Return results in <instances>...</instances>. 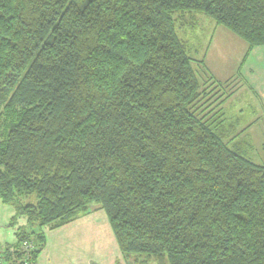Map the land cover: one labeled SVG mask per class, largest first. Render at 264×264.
I'll return each mask as SVG.
<instances>
[{"label":"trees","instance_id":"16d2710c","mask_svg":"<svg viewBox=\"0 0 264 264\" xmlns=\"http://www.w3.org/2000/svg\"><path fill=\"white\" fill-rule=\"evenodd\" d=\"M203 15L264 46V0H0L3 264L93 205L136 264H264V166L197 114L215 88L178 30Z\"/></svg>","mask_w":264,"mask_h":264},{"label":"rangeland","instance_id":"374dc122","mask_svg":"<svg viewBox=\"0 0 264 264\" xmlns=\"http://www.w3.org/2000/svg\"><path fill=\"white\" fill-rule=\"evenodd\" d=\"M183 22H185L184 25H181L178 31H180V37L188 41V49L194 61V69L197 75L206 83V86L210 87L209 92L215 88L214 92L208 96L212 97L209 109L206 108L208 104H204L207 101L205 99L198 104L197 114L202 117L210 110L211 113L206 116L207 119L211 117L212 120H215V124L222 122L227 132L229 145L232 142L244 141L249 138L251 133L256 144L259 145V142L264 140V123H262V119H259L257 123H252L255 121V115L251 116L252 110L246 107L249 104L254 106L256 101L253 99L251 92L237 79L239 66L244 64L250 54L248 50L245 51L242 48L246 43L228 29L216 24L204 15L194 19L186 17ZM232 75L235 76L234 80L229 87H226L228 82H224L222 79L229 78ZM219 80L222 81L221 84ZM217 91L218 93L215 94ZM227 95L228 97H226ZM223 99L226 101V108L224 109H222ZM240 108H243L244 111L239 112ZM223 111H226V113L223 114ZM237 118H241L239 124H235ZM249 124H251L249 129L244 130L243 127ZM230 125H234V128H230ZM249 151L245 153L248 159ZM250 160H255L257 163L264 165V152L261 150L253 154L250 156ZM13 215L14 209L12 206L0 204V245L16 242L17 239L14 234L19 227L25 225V220L20 219L15 227L9 226ZM74 226H80L78 227L80 231L75 234L74 238V243L78 246L67 247L66 254L74 252L79 255L81 252L80 256L82 257L91 255L93 259L90 264H136L135 254L126 257L119 251L109 220L98 205L88 208L76 221L61 228L53 230L49 227L44 228L47 242L49 236L57 233L58 235L62 234L64 237L68 236V229ZM45 251L40 254L39 260ZM48 253L49 258L52 259L53 253L50 249ZM46 254L47 252L45 257Z\"/></svg>","mask_w":264,"mask_h":264},{"label":"crops","instance_id":"0c3cea01","mask_svg":"<svg viewBox=\"0 0 264 264\" xmlns=\"http://www.w3.org/2000/svg\"><path fill=\"white\" fill-rule=\"evenodd\" d=\"M242 48H244L245 51H247L248 50L247 44L243 45ZM237 73H238L237 79L239 80V83H243V85L247 88V90L251 92L253 99L256 101V104L254 106L249 104L248 107H246L249 110H252L251 116L255 115V121L252 123H257L259 119H262V123H264V46L254 48L248 55V58L246 59L244 64H242V66H239ZM234 77L235 76L232 75L229 78H225L226 80L222 79V81L228 82L226 87H229L231 82L234 80ZM222 81L219 80V83L221 84ZM226 97H228V95ZM225 102L226 101H224L223 99L222 109L226 108ZM209 105H211L210 102ZM208 111L210 112V110ZM241 111H244V109L240 108L239 112ZM222 113L225 114L226 111H223ZM260 113L261 116L259 117ZM240 121L241 118H237L235 124H239ZM251 124L247 125L246 127H243L245 128L244 130L249 129ZM230 128H234V125H230ZM261 142L262 140L259 142V145L256 144L255 140L253 139V135L251 133L249 138L245 139L244 141H239L235 143L232 142L231 146L236 145L241 147L244 153H247L248 150H250L248 153L250 160V156H252L253 154L260 152L261 150L262 152H264V140L262 143ZM251 161L257 165L264 166L263 164L257 163L255 160H251ZM78 227L80 226L70 227L67 231L68 236L65 237L62 234L58 235V233L49 236L47 246L45 248L46 251L44 250L45 253L47 252L46 257L44 253L41 256V259L40 260L38 259L37 264H90V261H92L93 259L91 255L82 257L80 256L81 252L79 255H77L74 252H69L66 254L67 247L78 246L75 245L74 243L75 234L80 231ZM49 249L53 253L52 259L49 258V253H48Z\"/></svg>","mask_w":264,"mask_h":264},{"label":"built area","instance_id":"2783aa9c","mask_svg":"<svg viewBox=\"0 0 264 264\" xmlns=\"http://www.w3.org/2000/svg\"><path fill=\"white\" fill-rule=\"evenodd\" d=\"M25 246H26L25 247L26 249H29V247H31V245H29L28 243ZM0 264H3L2 261H1V259H0Z\"/></svg>","mask_w":264,"mask_h":264}]
</instances>
